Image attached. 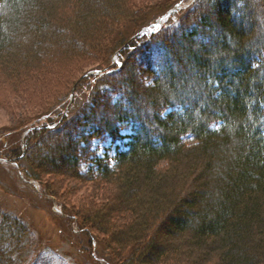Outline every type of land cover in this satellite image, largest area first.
<instances>
[{
    "label": "trees",
    "instance_id": "1",
    "mask_svg": "<svg viewBox=\"0 0 264 264\" xmlns=\"http://www.w3.org/2000/svg\"><path fill=\"white\" fill-rule=\"evenodd\" d=\"M153 1L0 0V88L31 98L60 80L65 107L76 87L69 112L26 128L0 160L29 162L45 200H61L45 177L92 183L81 211L59 205L110 263L264 264V0H195L124 38ZM124 138L114 166L93 150ZM32 236L0 206V264H27Z\"/></svg>",
    "mask_w": 264,
    "mask_h": 264
},
{
    "label": "rangeland",
    "instance_id": "2",
    "mask_svg": "<svg viewBox=\"0 0 264 264\" xmlns=\"http://www.w3.org/2000/svg\"><path fill=\"white\" fill-rule=\"evenodd\" d=\"M168 1L171 0H154L149 3L151 9L148 6L147 10H143L139 19L126 27L123 37L134 39L135 35L133 34L139 30H141L138 34L139 37L142 36V33L145 35L155 33L156 27H150L149 31L141 28L147 21L155 19L158 13L166 7ZM188 1L187 3L186 0L181 7H187V5L193 4L195 0ZM167 13L161 15L158 21ZM170 16L165 17L162 23L164 24ZM108 58L110 60L109 56L103 59L107 60ZM118 58L117 54L114 55L110 65L117 63L120 66L121 63ZM154 58L157 59L158 55L154 54ZM93 65L97 66V64ZM93 65L87 70H90ZM94 72L90 71L85 76H83L84 74L78 75L75 80L80 81L82 76L85 78L94 75ZM52 87L50 95L45 92V97L37 94L34 95L36 97L32 96L31 98L27 94L11 91L7 87L0 88V155L4 154L3 151L17 147L19 140L24 141L28 133L26 128L46 122L48 117L57 116L62 111L65 114L69 112V107L73 105L75 99L76 87L72 88L71 94L67 98L69 104L65 106V110L63 108H65L66 102H63V99L68 88H65L60 80L57 81V84L53 81ZM24 123L28 124L25 125ZM131 134L130 128L122 130L123 136ZM129 141L128 138L115 142L111 139H97L93 142V150L102 159L109 156L110 164L114 166L115 163L112 159L115 157L117 149L126 150ZM185 141L188 144L194 143L192 136H187ZM19 166L16 162L0 160V206L22 218L31 227L32 247L27 264H113L109 262V249H106V245L102 241L104 237L99 235L102 241L101 245L95 246L93 243L91 247L88 242L89 239L84 236L85 234L83 235L82 231L78 233V220L75 216H65L61 211L60 205H63L67 212L76 214L92 199H96L98 194L93 184L80 183L68 178H57V184H55L52 178L45 177L46 181L55 186L62 201L60 200L59 203V200L56 201V199L48 197H45L47 199L45 200L41 196L39 183L29 180L25 176L23 168L29 170V162L23 161L21 162L22 167ZM87 170L88 167L85 166L84 172ZM84 232L89 233L83 229Z\"/></svg>",
    "mask_w": 264,
    "mask_h": 264
},
{
    "label": "water",
    "instance_id": "3",
    "mask_svg": "<svg viewBox=\"0 0 264 264\" xmlns=\"http://www.w3.org/2000/svg\"><path fill=\"white\" fill-rule=\"evenodd\" d=\"M180 7H181V3L180 4H178L176 7H174L172 10H170L167 14H166V16H164L162 19H160V21H158L153 27H159V26H161V24H162V22H163V20H164V18L165 17H167V16H169V15H171L173 12H175L176 10H179L180 9ZM146 30H150L149 28H146L145 29V31ZM99 73V72H98Z\"/></svg>",
    "mask_w": 264,
    "mask_h": 264
}]
</instances>
